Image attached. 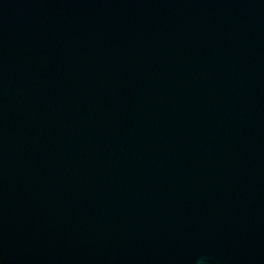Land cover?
<instances>
[{
    "label": "water",
    "instance_id": "water-1",
    "mask_svg": "<svg viewBox=\"0 0 264 264\" xmlns=\"http://www.w3.org/2000/svg\"><path fill=\"white\" fill-rule=\"evenodd\" d=\"M0 264H264V0H0Z\"/></svg>",
    "mask_w": 264,
    "mask_h": 264
}]
</instances>
